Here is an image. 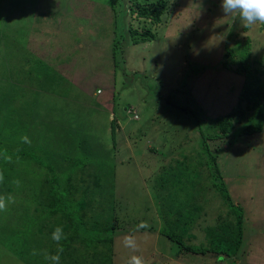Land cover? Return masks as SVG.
Wrapping results in <instances>:
<instances>
[{"label":"rangeland","instance_id":"374dc122","mask_svg":"<svg viewBox=\"0 0 264 264\" xmlns=\"http://www.w3.org/2000/svg\"><path fill=\"white\" fill-rule=\"evenodd\" d=\"M25 1L17 0L6 8L8 0H0V15L10 17L8 36L0 39V151L8 148L15 154L17 147H29L38 153L50 125L69 128L73 124L87 129L89 143L102 151L92 163L109 164L107 169L113 165L115 169L118 204L114 216L120 220L116 224L123 227L125 222L127 229L125 233L115 231L113 239H108L102 248L109 257L107 264H135L137 259L140 264H234L231 259L214 262L208 256L193 254L172 258L166 238L154 229L146 230L157 219V205L154 200L155 208L147 207L145 195L151 194V182L161 164H175L183 159L182 154L192 157L197 145L192 144L198 137L188 122L206 126L235 105L243 75L227 70L224 63L230 66L229 62L234 61L240 65L236 53L245 48L250 50L247 61L251 66L264 69V23L246 25L236 14L226 16L220 0H165L160 22L138 17V6L132 4L134 10L130 11L129 0H120L123 5L118 2L115 10L105 0H31L24 6L28 13L20 7ZM32 14L40 17L33 26L29 19ZM142 25L148 26L154 36L133 44L130 33L134 29L142 32ZM227 46L235 51L232 57L224 58ZM34 57L51 64L60 74L54 97L46 95L36 74H26L34 62L28 61ZM262 76L264 79V73ZM180 106L190 107L191 111ZM132 134H143L137 148ZM61 135L67 138L70 133L65 129ZM236 137L227 140V144L218 142L222 149L217 152H223L218 162L233 179L229 182L231 190L253 194L244 210L245 248L251 230H259L250 237L248 255L241 253L234 261L264 264V118L261 131L242 132ZM40 143L41 148H37ZM34 145H38L37 149H33ZM151 147L157 150L146 151ZM19 162L10 161L15 166ZM19 194L11 195L12 200L16 201L14 197ZM211 203L206 205L196 226L190 228L192 237H186L188 242H204L203 227L214 223L216 209L222 206L216 197ZM3 208L12 210L7 217L0 213V219L14 224L12 228H19L31 216L24 209L14 211L17 206L12 201ZM53 223H46L42 230L31 229V233L26 226L19 233L14 229L12 238L17 244L34 236L35 246L31 244L33 240L24 245V259L52 264L46 259L42 262L38 252L48 254L50 244L58 245L52 243L57 227ZM6 229L9 234L10 229ZM1 244L0 238V264H26ZM97 259L100 261L95 258L92 264Z\"/></svg>","mask_w":264,"mask_h":264},{"label":"trees","instance_id":"16d2710c","mask_svg":"<svg viewBox=\"0 0 264 264\" xmlns=\"http://www.w3.org/2000/svg\"><path fill=\"white\" fill-rule=\"evenodd\" d=\"M28 1L31 2V0ZM28 1L21 3L20 7L24 8L30 3ZM105 1L114 10L118 2L123 5L120 0ZM129 1H131L130 11L134 10L132 4L138 6L136 9L138 17L160 22L165 10V0ZM8 2L9 4L5 3L6 8L18 3L17 0H8ZM180 2L181 0H179ZM25 10L28 13L27 9ZM50 11L52 12L51 16L54 17L53 11ZM39 18L33 17V14L32 17H29L32 19V26L37 23ZM9 21L10 17H3L1 13L0 39L8 36L9 30L7 31L6 27ZM53 21L57 22V19ZM142 26V32L134 29L130 33L133 44L153 38L154 35L148 26ZM234 51L235 49L230 50L227 46L223 57L229 58ZM118 54L120 57L121 52ZM32 55L35 54L32 53ZM236 55L239 56L237 60L240 65L234 64V61L229 62L230 66L224 63L227 70L243 75L235 105L224 114L218 115L206 126H199V124L196 126L193 121L188 122V125H192L191 132L196 131L195 137H198L195 143H193V138L195 139L193 134L190 138L192 146L197 144L196 148L192 149V157L189 158L182 154L183 159L175 164H173L174 162L161 164L151 182L150 193L152 195L150 193V195H145L147 207L150 206L154 209V200L157 205V210L154 209L155 212L157 211V219L155 218L152 225L147 226L146 230L154 229L156 233L166 238L168 244H165L168 246L172 258L179 254H193L201 257L208 256L207 258L214 262H219V258L231 259L235 264L240 255H248L251 250H249L250 237L259 230V227L251 230V235L246 238L248 239V248H245L244 210L247 207L248 199L253 198V194L251 193L249 196L231 190L229 182L233 179L226 174L218 162V158L223 153L217 152L222 149L220 142L227 144V140H236V136H241L242 132L254 133L263 128L264 79L262 74L264 69L260 66H251L252 64L247 61L251 55L250 50L244 48ZM32 61L34 62L26 74L29 76L36 74L38 76L37 83L43 87L46 95L54 97L52 93H55L60 86L57 77L60 74L57 69L37 57L28 62ZM118 61L120 62L119 58ZM15 91L13 90V92ZM189 99L193 100L192 97ZM180 107L183 110L191 111L190 107ZM112 109L114 110V108ZM48 128L43 141L44 145L42 146L40 143V146L37 147L41 148L42 146V150L38 153L28 150L29 147L23 150H19L17 147L15 154L8 148L0 151L2 152L0 153V197L4 198L5 203L12 201L17 206L14 211L24 209L26 215H31L26 219L25 224L19 225V228L16 226L12 228L11 226L14 224L0 219L1 245L6 247L9 254L23 260L26 255L23 254L24 245H28L33 240L31 244L35 246L34 236L32 239H27L28 241L22 240L19 242L21 244H17L15 238H12L14 231L17 230L19 233L18 231L24 230L26 226V230L29 228L28 233H31V229L32 232L42 230L46 223L54 222L53 224L62 226L64 238L59 243L52 241L58 245L50 244L48 254H57L58 247L62 246L63 251L59 253L60 260L66 264L77 261L84 263L86 260L92 264V260L95 258H99L100 261L97 259L94 264L101 262L107 264L109 257L102 248L107 246L108 239H113L115 231L127 232L125 222L123 227L122 225L119 227L116 222L120 220L114 216L116 215L114 208L118 204V195L115 192V169H113V165L107 169L109 164L94 165L92 163L95 158L100 157L102 151L98 146L94 147V144L89 143L90 137L87 135V129H81L80 126L73 124L69 128L63 125L56 128L55 125H50ZM65 129L70 133L67 138L61 135ZM142 135H130L137 142L136 148L140 146L139 139ZM36 146L38 145H34L33 149ZM153 150L157 149L151 147L146 151L152 152ZM57 156H60L61 159H56ZM26 158L27 160L24 161L23 159ZM15 159L20 161V164L17 163L15 166L10 163ZM3 161L6 162L5 165L2 164ZM111 161L114 164L115 161L113 159ZM15 192L21 195L14 197L16 201H13L11 195ZM8 197H11V200H8ZM215 197L220 199L222 206L216 209L217 215L214 223L203 227L204 242H188L186 237H192L190 228L196 226L203 211L206 210V205H212L211 202ZM30 207L32 208L31 213H27ZM3 209L0 208V213H5L6 217L12 212L11 208L8 209L9 211ZM126 223L131 224L130 222ZM155 223L158 224L157 227ZM6 228L10 229L9 234ZM36 242L39 246L41 245L39 238ZM40 253L38 252V255L43 262L46 254ZM28 257L30 256L28 255ZM23 261L26 264H37L32 259ZM245 264L247 263L245 262Z\"/></svg>","mask_w":264,"mask_h":264},{"label":"clouds","instance_id":"9594fccd","mask_svg":"<svg viewBox=\"0 0 264 264\" xmlns=\"http://www.w3.org/2000/svg\"><path fill=\"white\" fill-rule=\"evenodd\" d=\"M220 8L226 16L236 14L239 21L246 25H253L257 22L264 23V0H220ZM110 119L111 118H109V121ZM8 200H11V197H8ZM4 206L5 200L3 197H0V208H3ZM143 226L144 225H141V227ZM63 238V229L62 227L57 226L52 233V239L59 243ZM127 243L131 244V239H128ZM62 251V246L58 247L57 254H46L45 259L51 261L52 264H59V253ZM135 264H140V261L137 259Z\"/></svg>","mask_w":264,"mask_h":264},{"label":"crops","instance_id":"0c3cea01","mask_svg":"<svg viewBox=\"0 0 264 264\" xmlns=\"http://www.w3.org/2000/svg\"><path fill=\"white\" fill-rule=\"evenodd\" d=\"M12 82H14V81H12ZM111 118V117H110Z\"/></svg>","mask_w":264,"mask_h":264}]
</instances>
